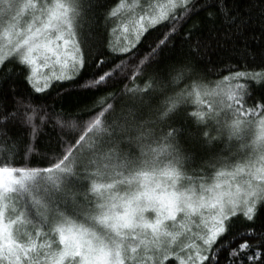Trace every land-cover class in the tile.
<instances>
[{"label":"snow or ice","instance_id":"obj_1","mask_svg":"<svg viewBox=\"0 0 264 264\" xmlns=\"http://www.w3.org/2000/svg\"><path fill=\"white\" fill-rule=\"evenodd\" d=\"M0 264H264V0H0Z\"/></svg>","mask_w":264,"mask_h":264},{"label":"trees","instance_id":"obj_2","mask_svg":"<svg viewBox=\"0 0 264 264\" xmlns=\"http://www.w3.org/2000/svg\"><path fill=\"white\" fill-rule=\"evenodd\" d=\"M118 2V0H117ZM113 37V35H112ZM64 91H72L70 88H65ZM92 99L91 95H73L68 99V106H76L83 103H88Z\"/></svg>","mask_w":264,"mask_h":264},{"label":"rangeland","instance_id":"obj_3","mask_svg":"<svg viewBox=\"0 0 264 264\" xmlns=\"http://www.w3.org/2000/svg\"><path fill=\"white\" fill-rule=\"evenodd\" d=\"M53 2H55V0H53ZM153 3L156 2V0H152ZM161 3L164 2V0H160ZM112 43H113V46H120L122 43H123V33H122V30H118L117 33L113 34V37H112Z\"/></svg>","mask_w":264,"mask_h":264}]
</instances>
